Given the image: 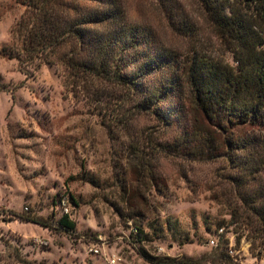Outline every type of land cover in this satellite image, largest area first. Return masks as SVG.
<instances>
[{
  "label": "rangeland",
  "instance_id": "374dc122",
  "mask_svg": "<svg viewBox=\"0 0 264 264\" xmlns=\"http://www.w3.org/2000/svg\"><path fill=\"white\" fill-rule=\"evenodd\" d=\"M121 1L130 21L165 46L188 50L192 28L203 47L222 52L193 0H172L189 36L176 29L180 19L173 28L161 0ZM25 16L18 0H0V264H264L232 180L239 170L160 154L151 141L171 140L176 127L156 117L109 131L92 97L71 92L62 56L21 66L3 53ZM65 196L73 233L47 227L57 225ZM221 227L239 262L212 245Z\"/></svg>",
  "mask_w": 264,
  "mask_h": 264
},
{
  "label": "trees",
  "instance_id": "16d2710c",
  "mask_svg": "<svg viewBox=\"0 0 264 264\" xmlns=\"http://www.w3.org/2000/svg\"><path fill=\"white\" fill-rule=\"evenodd\" d=\"M18 1L27 17L16 25L14 43L3 53L21 66L62 56L71 92L92 97L93 110L109 131L126 128L141 115L156 117L164 128L176 127L171 140L150 139L160 154L223 160L239 170L232 180L248 212L243 220L260 239L262 254L264 0H193L221 53L203 47L192 28L188 50L165 46L150 29L130 21L121 0ZM161 4L173 28L180 19L183 25L176 29L185 31L183 10L172 0ZM64 201L70 214L63 212ZM58 209L57 225L47 227L75 232L68 197L60 198ZM226 243L221 236L217 247L226 251ZM152 262L163 264L162 259Z\"/></svg>",
  "mask_w": 264,
  "mask_h": 264
},
{
  "label": "built area",
  "instance_id": "2783aa9c",
  "mask_svg": "<svg viewBox=\"0 0 264 264\" xmlns=\"http://www.w3.org/2000/svg\"><path fill=\"white\" fill-rule=\"evenodd\" d=\"M62 209H63V212L66 214H70V212H71L70 208L66 205L65 201L62 204ZM226 230L227 229L223 228V227L218 230V238L212 240V245L217 246L219 244L220 237L224 236V240L227 242L225 247H226V251H227L228 255L231 257V259L234 262H239V259H238L239 251L234 247V245L231 241L232 239H230V237L227 236ZM90 251L93 252L94 254L100 253V250L97 246H93L90 249ZM109 262H110V264H116L118 262V258L113 257L112 259H109Z\"/></svg>",
  "mask_w": 264,
  "mask_h": 264
}]
</instances>
